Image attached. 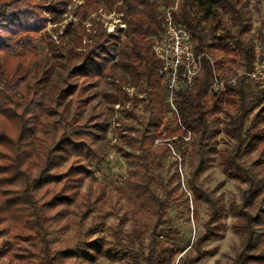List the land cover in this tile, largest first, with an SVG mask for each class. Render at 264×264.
<instances>
[{"label": "trees", "instance_id": "16d2710c", "mask_svg": "<svg viewBox=\"0 0 264 264\" xmlns=\"http://www.w3.org/2000/svg\"><path fill=\"white\" fill-rule=\"evenodd\" d=\"M100 1L82 0L79 5L81 16L95 10ZM168 1L126 0L125 12L129 18L123 17L126 21V28L121 29L124 30L123 39L114 36L112 42L106 43L104 31L88 32L91 43L66 57L64 80L69 78V81L49 98L47 106L50 108L44 111V89L51 68L39 71L32 80L30 97L17 99L12 89L26 77L23 65L30 62L31 57L28 53L8 51L24 43L31 45V38L37 37L41 29V21L28 0H0V53L4 55L0 61L4 81L0 89V223L18 229L15 236L21 241L33 240L39 245L37 252L31 249L23 252L18 248L16 256L35 258L31 264H59L70 259L76 264H87L101 256L116 259L119 246L128 248L129 245L117 237L106 245L97 238L78 240L73 247L55 248V241L49 237L54 230V227L49 229L50 222L67 216L66 207L77 201L78 188L88 175L87 166L80 159L99 157L91 141L97 132L84 122V125L79 124L80 119H77L78 105L85 99L66 100L77 89L72 80L93 77L105 80L116 76L114 70L121 68L130 71L135 86L140 83L139 91L145 93L142 100L146 117L142 128L136 137L125 139L137 153L124 151L116 144L127 164L125 185L120 191L130 199L133 214L138 215L141 210L147 216V252L142 247L137 250L140 259L144 264H172L185 246L179 230L166 224L170 203L179 196V193L174 195L178 185L170 186L172 180H159L160 193L153 170L156 151L168 150L170 145L180 150L183 159L187 150L179 148L188 147L186 185L192 202H204L207 206V219L188 244L190 252L180 256L179 264L198 262L205 254L202 245L219 236L223 205L212 191L202 186L199 178L210 166L216 152L217 136L222 132L235 141L232 148L221 155L222 172L245 184L241 201L232 205L237 218L234 227L241 236V249L233 264L264 262V87L250 93L245 80L256 85L242 74L234 84L227 83L223 91L215 93L210 89L214 72L227 79L231 64L240 66L244 72L252 68V47L244 39L251 25L242 11V0H181L173 13L174 20L191 33L195 53L205 55H202V68L194 77L191 88L178 93V122L163 125L170 109L166 103V87L159 74L160 62L151 46L162 29L161 8ZM31 6L41 9L46 5L34 2ZM48 9L55 10L52 6ZM77 44H81L80 36ZM116 44L120 46L118 51ZM112 51L117 52L116 61ZM206 55L213 56V65ZM33 57L37 60L40 54L34 52ZM9 58L16 59L15 64H8ZM75 60L79 62L75 63ZM114 79L125 82L121 77ZM113 86L116 93H107L108 100H119L121 104L125 99L133 103L139 100L137 96L130 98L122 94L121 86L116 82ZM72 105L74 111L70 113ZM125 111L128 115V110ZM220 111L225 115L222 120L218 116ZM9 121L15 122L17 128L9 127ZM101 128L105 130V127ZM188 134L189 142L185 140ZM162 136L168 139L161 145L155 144V139ZM71 157L78 161L60 171ZM63 181L58 191L41 201L44 194L47 195L48 190L43 189L46 185ZM97 198L92 202L87 195L81 199L82 217L97 203ZM185 198L189 199L186 194ZM58 206L66 207L58 210ZM0 230L5 231L4 228ZM92 232V228L87 230L88 235Z\"/></svg>", "mask_w": 264, "mask_h": 264}, {"label": "rangeland", "instance_id": "374dc122", "mask_svg": "<svg viewBox=\"0 0 264 264\" xmlns=\"http://www.w3.org/2000/svg\"><path fill=\"white\" fill-rule=\"evenodd\" d=\"M28 2L31 5L37 2L46 6L39 9L30 5L36 11L42 25L37 37L31 38V45L24 43L20 47L15 46L8 50L16 54L23 53L26 55L28 53L27 55L31 57L30 62H25L23 65L26 77L13 87L12 93L17 99L24 96L30 97L32 80L37 77L39 71L50 67V76L44 89L43 109L47 111L50 108L47 106L50 102L49 98L54 96L57 90L64 87L69 81V78L66 82L64 80L67 65L66 57L72 56L75 50L83 49L86 43H91L88 32L104 31L106 43L112 42L114 36L123 39L124 30L121 29L126 28V21L123 20V17L129 18L125 12L127 3L126 0H101L95 10L83 13L81 16L79 5L82 0H68L66 3H63L62 0H28ZM175 2H178L179 6L181 0H169L165 6ZM241 5L242 11L251 25L244 34V39L249 41L252 47L253 39L263 36L264 0H242ZM49 6L55 10L50 11ZM161 9H163V5ZM79 36L81 44H77V37ZM116 49V51L120 49L118 44H116ZM33 51L40 54L39 59L34 60L35 58H32ZM116 51L111 53L115 61L118 59ZM3 56L0 53V61L4 59ZM15 62L16 59L14 58L8 59V64H15ZM77 62L79 61L75 60V63ZM2 71L0 68V89L4 85ZM114 72L116 76L107 77L105 80H97L96 77L72 80L76 83L77 89L66 100H73L74 102L78 98L85 99V101L82 100L84 101L82 104L78 105L80 113L77 119H80L78 120L79 124L84 125V122L86 125L92 126L97 132L91 141L97 149L99 157L80 159V162L87 166L88 175L78 188L80 193L77 196V201L67 207H57L58 210L66 207L68 214L61 220L57 218L50 222L49 229L54 227V230L50 232L49 237L55 241V248L73 247L78 240L91 241L97 238H101L103 244L106 245V242L113 241L117 237L123 244L129 246L127 245L128 248L119 246L116 250L118 252L116 259L101 256L96 261L87 264H144L136 252L141 247L147 252V216L141 210H139L138 215L133 214L130 199L120 191V187L125 185L127 164L116 144L122 147L124 151L137 153L136 149L130 146L125 139L136 137L138 130L142 128V123L146 117L144 101L142 100L145 93L139 91L140 83L135 86L136 84L133 83L135 81H133V76L129 70L123 71L119 68L115 69ZM243 72L240 66L231 64L228 77L236 76L238 78L244 74ZM115 77H121L125 82L114 79ZM245 81L247 90L250 93H256L258 87H255L247 79ZM113 82L121 86L122 94H126L130 98L137 96L139 100L133 103L129 99H125L124 104H121L119 100H108L107 93H116ZM162 83L165 85L164 79ZM126 109L128 115H125ZM73 111L72 105L70 113ZM169 112L165 114L163 125H174L176 121L178 122V115L173 113L171 109ZM218 116L221 120L225 117L221 111L218 112ZM8 126L17 128L15 122L12 121H9ZM101 126L105 127V130ZM217 138L213 160L200 175L199 182L212 191L222 203L223 212L220 218L222 227L219 236L209 239L202 245L205 254L195 264H233L241 249V236L234 227L237 218L234 216L232 205L241 201V191L245 184L237 179L229 178L222 172L220 164L221 155L232 148L234 139L226 137L222 132ZM166 139L168 138L164 136L157 137L154 143L161 145ZM186 141L189 142V140ZM182 147L187 150L185 159L181 156L180 150L170 145L168 150H157L153 160V170L160 193L161 184L159 180L163 182L172 180L170 186L178 185L174 195L179 193V196H174L175 198L170 203L166 224H170L179 230L185 246L183 245L184 249L176 256L172 264H179L180 256L190 252V245L188 244L193 241L201 230L203 222L207 219L206 204L204 202L193 203L187 188L186 179L189 172L187 159L190 156L188 147L181 146L179 149L182 150ZM77 161L74 157L69 158L60 167V171L67 170ZM63 183L64 181L56 185L53 183L46 185L43 189L48 190L45 192L47 195L44 194L41 201L58 191ZM181 190L189 199L185 198V194ZM86 195L91 202L94 198H98L97 203L89 210L88 214L82 217L81 212L84 208L81 199ZM55 211L56 209L50 213ZM1 228H4L5 231L0 232V264H31L36 261L35 258L18 257L15 251L21 248L23 252L27 249L37 252L39 251L37 243H33V240L21 241L15 236L18 229H12L11 226L4 223H0ZM89 228H92L93 231L90 235L87 233ZM59 264H76V261L74 259L64 260ZM246 264H264V262H248Z\"/></svg>", "mask_w": 264, "mask_h": 264}, {"label": "built area", "instance_id": "2783aa9c", "mask_svg": "<svg viewBox=\"0 0 264 264\" xmlns=\"http://www.w3.org/2000/svg\"><path fill=\"white\" fill-rule=\"evenodd\" d=\"M177 9L178 2L163 7L162 29L151 46L154 56L160 62L159 74L165 81L166 101L171 111L176 114H178V93L191 88L194 77L202 68V55H205L195 53L191 33L184 25L174 20L173 13ZM258 37L252 42V68L243 73L262 89L264 87V31L263 36ZM206 57L213 65L212 57L209 55ZM236 79V76L222 79L214 72L210 89L215 93L223 91L227 83L234 84ZM185 140H190L189 134Z\"/></svg>", "mask_w": 264, "mask_h": 264}]
</instances>
